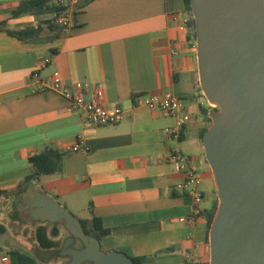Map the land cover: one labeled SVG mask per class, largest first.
Returning a JSON list of instances; mask_svg holds the SVG:
<instances>
[{
  "label": "crops",
  "instance_id": "0c3cea01",
  "mask_svg": "<svg viewBox=\"0 0 264 264\" xmlns=\"http://www.w3.org/2000/svg\"><path fill=\"white\" fill-rule=\"evenodd\" d=\"M22 1L0 0V21L9 28L53 19L12 17ZM75 2L65 35L56 37L45 25L35 41L0 31V189L7 191L0 193V254L10 256L5 264H21L17 250L39 264L35 251L57 248H41L36 238L38 225L45 224L58 240L60 221L44 219V194L84 221L104 251L126 252L141 264L210 263L205 212L218 195L201 137L210 126L202 113L209 102L200 87L196 40L181 28L190 16L186 1L91 0L77 8ZM55 81L87 99L100 94L103 105L121 107L124 118L92 125L83 110L49 87ZM165 91L184 104L185 122L137 102L140 94ZM173 129L176 134L169 133ZM78 138L85 150L71 151ZM45 148L62 155L60 170L18 188L29 158ZM175 149L200 174V201L192 186L184 187L187 175L171 157Z\"/></svg>",
  "mask_w": 264,
  "mask_h": 264
},
{
  "label": "water",
  "instance_id": "95a60500",
  "mask_svg": "<svg viewBox=\"0 0 264 264\" xmlns=\"http://www.w3.org/2000/svg\"><path fill=\"white\" fill-rule=\"evenodd\" d=\"M200 87L214 109L203 135L217 210L209 230L210 264H264V0H191ZM45 220L70 232L66 264H138L104 251L82 221L44 194ZM80 240L82 247L74 246Z\"/></svg>",
  "mask_w": 264,
  "mask_h": 264
},
{
  "label": "trees",
  "instance_id": "16d2710c",
  "mask_svg": "<svg viewBox=\"0 0 264 264\" xmlns=\"http://www.w3.org/2000/svg\"><path fill=\"white\" fill-rule=\"evenodd\" d=\"M91 0H76L74 7H81ZM186 1V8L189 15H191L186 32L189 41L196 40V28L195 19L192 14L191 0ZM70 0H25L18 4V6L12 11V17H19L22 15H43V14H53L52 20L44 21L38 26H25L23 28L12 29L8 27L7 20L0 21V31L7 32L8 34L17 37L22 41H35L38 39L40 32L42 31L44 25L53 33L54 36L65 35V27L58 22V18L64 12L71 10ZM72 13L75 14L76 11L73 9ZM211 110V105L208 104L206 107H202V113L208 119L209 123H212V118L209 116ZM207 129L202 131L201 137ZM62 155L58 153L53 148H45L37 154L32 155L29 158L30 168L28 173L18 185V188H23L25 185L33 182L34 180L40 178L43 175H51L56 173L61 168ZM6 190L0 189V193H5ZM218 206V200L214 202L213 207L205 212L209 230L214 219L216 210ZM97 221V220H96ZM83 227L86 233H92L82 221ZM36 238L38 245L44 249H52L59 246V240L54 239L48 231V227L45 224L38 225L36 229ZM209 244V238H208ZM1 249V248H0ZM16 253L20 257L21 264H37L36 259L28 252L17 250ZM136 263L141 264L138 258H135Z\"/></svg>",
  "mask_w": 264,
  "mask_h": 264
},
{
  "label": "built area",
  "instance_id": "2783aa9c",
  "mask_svg": "<svg viewBox=\"0 0 264 264\" xmlns=\"http://www.w3.org/2000/svg\"><path fill=\"white\" fill-rule=\"evenodd\" d=\"M71 11L64 12L58 18V22L68 30L72 23ZM189 22V18H184L181 28L186 29ZM34 78H39V72L35 71L32 75ZM45 86V85H44ZM54 89L60 90L69 99L70 106L73 109L83 110L87 120L94 126L116 124L120 122L125 114L121 107L116 106L108 108L103 105L100 100V94L93 96L90 99L85 98L80 93H75L67 86H62L59 81H55L51 86ZM137 102L139 104H145L151 108H157L164 111L166 114L178 116L180 122L186 121V112L184 111V104L180 99L174 96L171 92L165 91L157 95L153 94H140L137 96ZM170 134H176V129L170 130ZM85 145L82 138H78L72 145L71 151H84ZM171 157L178 164L180 170H184L187 175V182L184 184L185 188L192 186L190 191L195 201H200L203 197V192L200 190L199 185L201 178L199 172L190 165V158L182 153L179 149H175L172 152ZM200 210L197 209L196 212ZM10 260V256L7 253L0 254V264H5Z\"/></svg>",
  "mask_w": 264,
  "mask_h": 264
},
{
  "label": "rangeland",
  "instance_id": "374dc122",
  "mask_svg": "<svg viewBox=\"0 0 264 264\" xmlns=\"http://www.w3.org/2000/svg\"><path fill=\"white\" fill-rule=\"evenodd\" d=\"M71 2H72V0H70V3ZM190 17H191V15L188 18L190 19ZM214 108H215L214 105H211V110H213ZM217 200L219 201L218 197H217ZM29 233L30 232H28V236L30 235ZM4 236L7 237V235H4ZM55 236L59 240V246L54 251L53 250L52 251H35V254L40 259V261L37 259L39 264H66L70 260V256L62 254V251H61L63 249L65 240L70 236V232L65 227L63 222L58 223V226H57L56 232H55ZM79 245H82L81 241L76 240L74 243V246L76 247ZM83 264H86V263H83ZM208 264H210V263L208 262Z\"/></svg>",
  "mask_w": 264,
  "mask_h": 264
},
{
  "label": "flooded vegetation",
  "instance_id": "af4514ba",
  "mask_svg": "<svg viewBox=\"0 0 264 264\" xmlns=\"http://www.w3.org/2000/svg\"><path fill=\"white\" fill-rule=\"evenodd\" d=\"M80 241V240H79ZM82 244V243H81ZM83 245L76 246L78 248L82 247ZM86 264H90V262H85Z\"/></svg>",
  "mask_w": 264,
  "mask_h": 264
}]
</instances>
